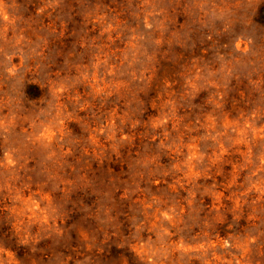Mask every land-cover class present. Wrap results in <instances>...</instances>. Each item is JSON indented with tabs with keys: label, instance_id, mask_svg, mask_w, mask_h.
I'll return each mask as SVG.
<instances>
[{
	"label": "rangeland",
	"instance_id": "obj_1",
	"mask_svg": "<svg viewBox=\"0 0 264 264\" xmlns=\"http://www.w3.org/2000/svg\"><path fill=\"white\" fill-rule=\"evenodd\" d=\"M0 264H264V0H0Z\"/></svg>",
	"mask_w": 264,
	"mask_h": 264
}]
</instances>
